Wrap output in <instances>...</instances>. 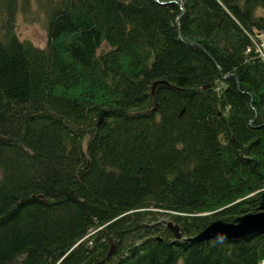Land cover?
<instances>
[{"label":"trees","instance_id":"trees-1","mask_svg":"<svg viewBox=\"0 0 264 264\" xmlns=\"http://www.w3.org/2000/svg\"><path fill=\"white\" fill-rule=\"evenodd\" d=\"M255 28L264 0H0V264H92L107 239L105 264L264 259V235L188 243L160 223L192 236L258 210Z\"/></svg>","mask_w":264,"mask_h":264},{"label":"water","instance_id":"water-1","mask_svg":"<svg viewBox=\"0 0 264 264\" xmlns=\"http://www.w3.org/2000/svg\"><path fill=\"white\" fill-rule=\"evenodd\" d=\"M157 84H167L164 80L154 81L152 84V93ZM105 110L99 112V123L103 120ZM9 137L0 135V143L8 142ZM258 212L246 213L237 216L231 222L220 219L210 222L202 231L192 237H184L183 232L177 224L168 221L166 226L172 231L175 239H183L187 242H203L208 240H227L235 241L237 239L250 240L256 236L264 234V192L258 205ZM104 261H98L94 264H104Z\"/></svg>","mask_w":264,"mask_h":264},{"label":"rangeland","instance_id":"rangeland-1","mask_svg":"<svg viewBox=\"0 0 264 264\" xmlns=\"http://www.w3.org/2000/svg\"><path fill=\"white\" fill-rule=\"evenodd\" d=\"M18 32L22 39H30L34 44L43 46L46 42V31L41 25H27L18 22ZM163 221L168 220L167 216H162Z\"/></svg>","mask_w":264,"mask_h":264},{"label":"bare ground","instance_id":"bare-ground-1","mask_svg":"<svg viewBox=\"0 0 264 264\" xmlns=\"http://www.w3.org/2000/svg\"><path fill=\"white\" fill-rule=\"evenodd\" d=\"M179 18H180V16H177L176 17V23H177V26H178V30H179V24H180V22H179ZM178 35L180 36V31H178ZM188 44H193L192 42H189ZM255 43H254V41H252V45H251V47L254 45ZM250 46L247 48V51L251 48ZM255 52L257 53V55H258V57H260L261 55H262V52H263V49L261 48V47H257L256 48V50H255ZM157 81V80H156ZM157 86V85H156ZM151 90H152V85H151ZM57 120H60V121H64L63 119H57ZM260 192H261V194L264 192V188H262L261 190H260ZM261 194H260V198H261ZM260 201V200H259ZM238 216H241V215H238ZM236 218V217H235ZM169 221V218H168V220H166V221H163V220H160V223L161 224H164L165 226H166V223ZM167 227V226H166ZM205 228V227H204ZM203 228V229H204ZM202 229V230H203ZM202 230H200V231H202ZM199 231V232H200ZM199 232H197L196 234H198ZM196 234H194V235H196ZM107 243H108V245H109V249H108V251H107V253H106V255L103 257V258H101L99 261H104V262H106V260L107 259H110L112 256H113V254H114V252L116 253V242H114L113 240H111V239H107ZM96 262H98V261H96ZM96 262H94V263H96ZM94 263H92V264H94Z\"/></svg>","mask_w":264,"mask_h":264}]
</instances>
